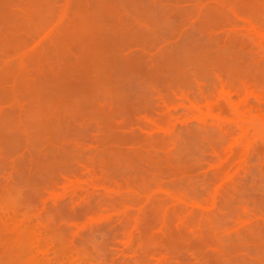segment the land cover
Listing matches in <instances>:
<instances>
[{
    "label": "rangeland",
    "instance_id": "obj_1",
    "mask_svg": "<svg viewBox=\"0 0 264 264\" xmlns=\"http://www.w3.org/2000/svg\"><path fill=\"white\" fill-rule=\"evenodd\" d=\"M0 264H264V0H0Z\"/></svg>",
    "mask_w": 264,
    "mask_h": 264
},
{
    "label": "bare ground",
    "instance_id": "obj_2",
    "mask_svg": "<svg viewBox=\"0 0 264 264\" xmlns=\"http://www.w3.org/2000/svg\"><path fill=\"white\" fill-rule=\"evenodd\" d=\"M224 94H226V93H222L221 95L223 96ZM229 94H230V93H229ZM230 95H231V94H230ZM230 95H229V96H230ZM226 96H227L228 98L231 97L229 100L232 99V95L229 97V96H228V93L224 96L225 98H224V97H223V98L228 100V98H226ZM244 97H245V96H244ZM244 97L241 99V102H239L237 105L240 106V103H241V105H243V106L245 105V106H246V105H249V103H251V100H249L248 96L245 97V98H244ZM232 100H233V99H232ZM249 101H250V102H249ZM237 105H236V106H237ZM259 106H260V105H258V108H259ZM237 107H238V106H237ZM241 107H242V106H241ZM241 107H240V108H241ZM252 107H254V106H252ZM260 107H261V106H260ZM240 108H236L237 111H238ZM236 109H235V110H236ZM241 109H242V108H241ZM254 111H255V110H254ZM240 112H241V110L239 111V116H240V114H242V113H240ZM252 112H253L252 110H249L247 113H249V116H250V113L252 114ZM237 113H238V112H237ZM243 113H244V112H243ZM247 113H244V114L247 115ZM244 114H242L243 117L245 116ZM253 114H254V113H253ZM239 116H238V117H239ZM247 116H248V115H247ZM247 116H245L244 119L241 120V121H245V119H247ZM251 116H252V115H251ZM239 118H240V117H239ZM241 118H242V117H241ZM241 118H240V119H241ZM248 118H249V117H248ZM250 118H251V117H250ZM253 118H254V117L252 116L251 119H253ZM247 121L250 122V120H248V119H247ZM245 122H246V121H245ZM245 125H246V124L243 123V124H242V128H241V129H243V130H242L243 135H242V133H241V136H243V137H246V135L249 134V131H250V130L247 129V128H249V127H248L247 125H246V127H245ZM245 128H246V130H245ZM247 136H248V135H247ZM244 139H245V138H244ZM71 186H73V188H74V189H73V188L71 187V188H72L71 190H73V191L75 192V193H74V192L72 191V193H74V194L77 193V192H76L77 189H80L81 187H83V186H81V185H76V183H75V184H72ZM82 189H84V188H82ZM70 194H71V193H70ZM74 194H73V195H74ZM89 194H90V196H92V195L94 196V194H92V192H88V195H89ZM71 195H72V194H71ZM73 195H72V196H73ZM88 197H89V196H88ZM89 198H91V197H89ZM89 198H88V199H89ZM58 199H59V198H58ZM58 199H56V200L59 201ZM39 218H40V217H39ZM48 252H49V250H48ZM44 253H45V252H44Z\"/></svg>",
    "mask_w": 264,
    "mask_h": 264
}]
</instances>
